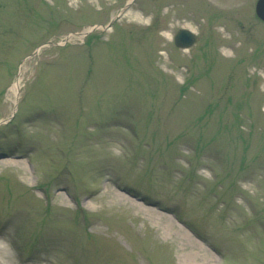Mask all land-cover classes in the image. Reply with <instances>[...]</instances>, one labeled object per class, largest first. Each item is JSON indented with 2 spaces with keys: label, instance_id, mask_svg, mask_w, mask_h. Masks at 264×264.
Returning <instances> with one entry per match:
<instances>
[{
  "label": "rangeland",
  "instance_id": "374dc122",
  "mask_svg": "<svg viewBox=\"0 0 264 264\" xmlns=\"http://www.w3.org/2000/svg\"><path fill=\"white\" fill-rule=\"evenodd\" d=\"M256 1L0 0V264H264Z\"/></svg>",
  "mask_w": 264,
  "mask_h": 264
},
{
  "label": "water",
  "instance_id": "95a60500",
  "mask_svg": "<svg viewBox=\"0 0 264 264\" xmlns=\"http://www.w3.org/2000/svg\"><path fill=\"white\" fill-rule=\"evenodd\" d=\"M256 12L259 17L264 20V0H258L256 5ZM113 21L109 23V26ZM199 39V36L189 29L181 28L175 35V43L180 47H188L194 44Z\"/></svg>",
  "mask_w": 264,
  "mask_h": 264
},
{
  "label": "bare ground",
  "instance_id": "6f19581e",
  "mask_svg": "<svg viewBox=\"0 0 264 264\" xmlns=\"http://www.w3.org/2000/svg\"><path fill=\"white\" fill-rule=\"evenodd\" d=\"M187 26H189V25H187ZM15 86H18V82L16 83V85ZM164 215V214H163ZM165 217H168V216H166V215H164ZM173 223V222H172Z\"/></svg>",
  "mask_w": 264,
  "mask_h": 264
}]
</instances>
